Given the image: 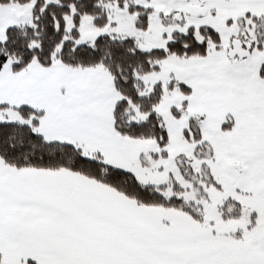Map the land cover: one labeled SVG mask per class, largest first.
<instances>
[{
    "label": "snow or ice",
    "instance_id": "obj_1",
    "mask_svg": "<svg viewBox=\"0 0 264 264\" xmlns=\"http://www.w3.org/2000/svg\"><path fill=\"white\" fill-rule=\"evenodd\" d=\"M0 264H264V0H0Z\"/></svg>",
    "mask_w": 264,
    "mask_h": 264
}]
</instances>
